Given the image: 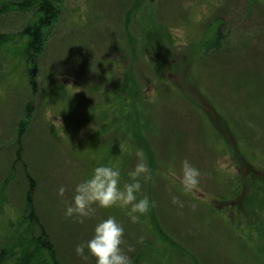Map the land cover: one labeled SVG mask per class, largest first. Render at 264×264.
<instances>
[{
	"label": "rangeland",
	"instance_id": "1",
	"mask_svg": "<svg viewBox=\"0 0 264 264\" xmlns=\"http://www.w3.org/2000/svg\"><path fill=\"white\" fill-rule=\"evenodd\" d=\"M50 1L42 51L27 62L26 35L0 52V230L26 231L3 241L11 256L33 233L36 264H96L75 248L111 216L132 264H264V0ZM138 151L151 178L137 197L155 207L136 223L120 207L65 217L95 167L118 165L132 182ZM185 159L206 174L200 193L182 192ZM27 195L40 225L23 224Z\"/></svg>",
	"mask_w": 264,
	"mask_h": 264
},
{
	"label": "clouds",
	"instance_id": "2",
	"mask_svg": "<svg viewBox=\"0 0 264 264\" xmlns=\"http://www.w3.org/2000/svg\"><path fill=\"white\" fill-rule=\"evenodd\" d=\"M80 91L79 88L75 92ZM154 96V94H153ZM49 114V119H52ZM138 162L128 175L130 183L121 185V172L118 165H100L94 168L91 177L77 184L74 188V195L71 202H66L65 217L74 218L79 223H84L85 219L91 218L96 209L120 207L129 209L128 215L133 223L139 221L141 215H146L155 201H149L147 196L138 199L137 194L141 192L142 180L151 178V172L147 166L143 153H136ZM219 170H225L229 166L227 163L218 161ZM235 174V168L230 169ZM175 175V173H174ZM206 175L197 167L185 159L182 162L180 174L177 176L182 186L184 194H197L203 191L201 179ZM66 188L60 187L58 194L63 197ZM172 203L183 207V202L178 196H172ZM195 207V205H193ZM124 228L115 217H108L99 222L94 229V235L86 242L76 246L75 252L82 260L87 261L89 256L95 257L96 264H132V261L124 248Z\"/></svg>",
	"mask_w": 264,
	"mask_h": 264
},
{
	"label": "trees",
	"instance_id": "3",
	"mask_svg": "<svg viewBox=\"0 0 264 264\" xmlns=\"http://www.w3.org/2000/svg\"><path fill=\"white\" fill-rule=\"evenodd\" d=\"M31 1L33 0H0V52L6 49L12 50V48L5 49L4 45H6L7 42L15 41V36L23 38L27 35L29 36L31 41L29 42L25 51L29 52L30 50H32V53L29 55L27 62L31 61L38 53L42 51L44 42V35L42 29L44 27L49 26L55 19V16L57 14L54 4L50 0H39V2L35 4V8H31ZM32 10H34L32 20H34L35 17L39 16V22L37 24H24L23 21L25 20L26 14H28V12ZM0 59H2V57H0ZM1 62L2 61H0V65H2ZM29 71H36V66L34 65V67L30 68ZM24 125L25 121L23 120L19 125L21 136L23 134L22 131ZM20 144L21 143H19V145ZM21 152L22 148L20 146L16 161L21 160ZM23 165L25 167L27 166L26 163H23ZM26 178L30 182L31 186H35L36 180L30 173L26 174ZM26 209L29 210V212L28 216L23 219V224H28V226L30 223L40 225L39 218L36 214L37 210L33 204V199L30 195H27ZM97 211L99 214V210ZM101 217H103L102 214ZM18 232L26 231L24 229L21 230V227L16 232L13 231L11 234H9L7 230H5L4 232H1L0 230V264H36L37 259L32 255L35 252L41 254V249L35 240V234H30V237H32V239L28 240L29 244L24 248L23 256L19 257L18 259L14 256H11V254L14 253L10 250L9 243L6 245L3 243L4 240H9L10 238H12L14 233ZM39 237L48 239L43 242L42 248H46L52 253V245L49 242V235L46 233V230L43 227H41V233L39 234ZM52 255L54 254L52 253ZM51 263H53V259H49L47 261L43 258L42 260V264Z\"/></svg>",
	"mask_w": 264,
	"mask_h": 264
}]
</instances>
